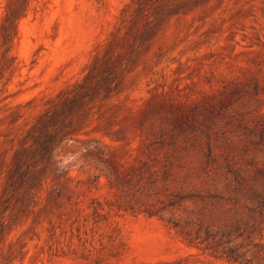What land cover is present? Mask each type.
<instances>
[{
	"label": "rangeland",
	"instance_id": "374dc122",
	"mask_svg": "<svg viewBox=\"0 0 264 264\" xmlns=\"http://www.w3.org/2000/svg\"><path fill=\"white\" fill-rule=\"evenodd\" d=\"M0 264H264V0H0Z\"/></svg>",
	"mask_w": 264,
	"mask_h": 264
}]
</instances>
